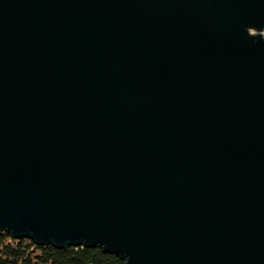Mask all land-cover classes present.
<instances>
[{"label":"water","instance_id":"obj_1","mask_svg":"<svg viewBox=\"0 0 264 264\" xmlns=\"http://www.w3.org/2000/svg\"><path fill=\"white\" fill-rule=\"evenodd\" d=\"M2 230L264 264V0H0Z\"/></svg>","mask_w":264,"mask_h":264},{"label":"trees","instance_id":"obj_2","mask_svg":"<svg viewBox=\"0 0 264 264\" xmlns=\"http://www.w3.org/2000/svg\"><path fill=\"white\" fill-rule=\"evenodd\" d=\"M0 264H126V261L100 247L40 245L2 230Z\"/></svg>","mask_w":264,"mask_h":264}]
</instances>
